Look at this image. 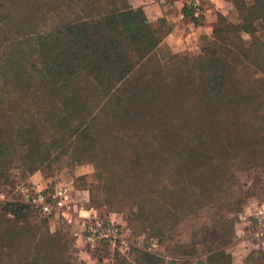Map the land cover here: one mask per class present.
Returning <instances> with one entry per match:
<instances>
[{
  "label": "rangeland",
  "instance_id": "obj_1",
  "mask_svg": "<svg viewBox=\"0 0 264 264\" xmlns=\"http://www.w3.org/2000/svg\"><path fill=\"white\" fill-rule=\"evenodd\" d=\"M169 1L171 8L151 21L138 0H128L159 40L148 61L157 71L156 80L143 94L153 103H139V123L129 117L121 128L108 126L105 134L94 136L89 152L85 140L69 144L66 135L61 148L34 146L29 155L24 148H11L0 158V209L5 203L24 207L20 219L0 210V264L29 263V253L34 254L32 264H154L141 253L192 264L194 257L218 249L229 256L228 264H264L261 251L242 252V260L233 261L241 255V248H235L237 214L264 201V70L242 84L259 96L255 108L217 107L212 99L205 105L200 95L181 93L183 82L173 80L178 70L174 63L205 45L216 14H224L227 5L220 0L215 10L208 0H200L203 16L198 23L188 14L177 20L178 5ZM36 17L31 15V23ZM59 17L67 19L69 12ZM228 18L235 20L233 15ZM190 27L199 29L195 37L188 33ZM4 30L0 28L1 37ZM253 37L264 69V23ZM242 38L248 41V36ZM138 76L140 85L147 74ZM29 109L0 107V129L8 121L13 127L27 126ZM211 110L215 114L207 115ZM50 132L48 126L37 131L43 143ZM60 185L68 187L81 216L117 224L127 249L90 248L72 237L67 226L49 222L25 202L27 194Z\"/></svg>",
  "mask_w": 264,
  "mask_h": 264
},
{
  "label": "trees",
  "instance_id": "obj_2",
  "mask_svg": "<svg viewBox=\"0 0 264 264\" xmlns=\"http://www.w3.org/2000/svg\"><path fill=\"white\" fill-rule=\"evenodd\" d=\"M222 1L227 9L216 14L211 38L197 53L174 63L178 70L173 80L183 82L181 93L187 90L186 94L206 99L205 105L212 99L217 107L255 108L259 96H252L242 84L264 70L253 37L264 23V0ZM65 10L70 17L62 19L59 13ZM34 13L37 17L31 23ZM231 15L234 22L228 18ZM0 25L6 28L2 37L0 33V107L30 108L27 126L13 127L8 121L0 129V158L11 148H24L28 155L34 146L46 151L61 148L66 135L69 144L85 140L89 152L94 136L105 134L111 125L121 128L129 117L139 123V103H148L145 99L153 103L143 94L156 80L157 71L148 61L159 40L140 9L130 7L128 0H0ZM141 73L147 76L139 85ZM42 126L51 131L44 143L37 133ZM25 162L28 165L30 160ZM122 180L127 182L125 176ZM0 210L20 219L24 207L5 203ZM141 256L154 264H189ZM28 257L25 264H32L34 254ZM229 260L218 249L194 257L192 264H228Z\"/></svg>",
  "mask_w": 264,
  "mask_h": 264
},
{
  "label": "built area",
  "instance_id": "obj_3",
  "mask_svg": "<svg viewBox=\"0 0 264 264\" xmlns=\"http://www.w3.org/2000/svg\"><path fill=\"white\" fill-rule=\"evenodd\" d=\"M162 4L169 0H157ZM178 6L177 20L188 18L201 23L203 16L200 0H174ZM187 12V14L185 13ZM25 202L40 216L53 223H60L70 229L72 237L92 247L127 249L121 229L112 221L101 220L89 215L81 216V208L70 195L66 186L50 190H36L25 195ZM235 233L237 245L244 253L264 252V201L254 202L242 209L236 216Z\"/></svg>",
  "mask_w": 264,
  "mask_h": 264
},
{
  "label": "crops",
  "instance_id": "obj_4",
  "mask_svg": "<svg viewBox=\"0 0 264 264\" xmlns=\"http://www.w3.org/2000/svg\"><path fill=\"white\" fill-rule=\"evenodd\" d=\"M138 1H139L138 6H142L141 9L144 10L145 17L151 19V21L156 20L158 18V16L159 17L163 16L164 13H165V12H163V10H165V8H171L168 2H167V4H162V3L158 2L157 0H149V1L147 0V1H144V2H142V0H138ZM218 1H220V0H208V2H211L212 4H214L213 9H215V10L220 7V4H219ZM207 6L210 7L211 5L207 4ZM198 30L199 29H197L195 27H192L191 31L189 30L190 32H188V33L191 34L193 37H195L197 35V32H199ZM202 30L205 33L208 32V28L207 27H203ZM237 246L238 245L236 244L235 248L239 249L240 247L239 246L237 247ZM239 250L241 251V253L239 252V254H241V255H239V257L235 258L233 260L234 262L235 261L237 262L240 259L242 260V252L243 251L241 249H239Z\"/></svg>",
  "mask_w": 264,
  "mask_h": 264
}]
</instances>
